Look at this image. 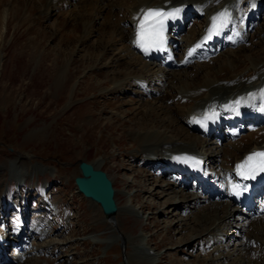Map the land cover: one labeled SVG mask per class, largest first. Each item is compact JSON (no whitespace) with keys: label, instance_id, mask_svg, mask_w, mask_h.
<instances>
[{"label":"rangeland","instance_id":"374dc122","mask_svg":"<svg viewBox=\"0 0 264 264\" xmlns=\"http://www.w3.org/2000/svg\"><path fill=\"white\" fill-rule=\"evenodd\" d=\"M42 1L44 0H40V2ZM75 2L70 1L67 2L69 4L63 6L57 5L53 16L51 18L46 16L48 22L42 24L36 18L38 6L35 9L32 7L34 4H38L39 0H0L1 191L2 187L5 190L8 188L9 176L19 172H24L27 176V173L32 171L30 172L32 177L27 181L35 182L36 178H39L38 183L48 185V190L52 193V197L49 199V209L51 214L58 216L56 222L59 224L55 225V236L58 234L59 237L55 239L56 242L45 241L40 244L41 248L43 246L48 248V250L41 251H47L50 254L48 257L40 256V258L50 259L53 257L55 260L52 264L66 263L67 259H69V264H156L159 260H145L142 251L134 247L137 239L139 243L146 245L144 240L149 234L148 230L151 231L150 234L155 235L150 241L151 244L160 248L159 251H155L157 255L170 251L164 256V260L160 261V264H190V261L196 258L206 259L202 264L207 262L214 264L213 259H210V250H202L206 244L204 243L206 239L201 237L203 233L199 236V238L201 237L198 240L200 245L192 250L183 245L197 241L199 238H196V233L190 237L192 236L191 231L189 230L190 233H188L187 230L184 235L186 239L183 240L184 237L176 235L177 230H172V225H175V222L179 221L181 224L180 220H187L191 213H187L185 216L182 209V212L180 211L176 216L173 213L171 218L164 216L163 214H166L168 209L165 198L158 200L155 199L156 197L146 195L147 191L153 192L155 189L156 192L159 191V188L153 185L152 180L148 181L150 184L146 187L145 180L148 178L144 168H136L137 163L133 162L135 159L132 158V156L140 157L139 155L142 153L140 150L137 152L139 154L135 153L138 142H131L129 132L137 131V136H142L143 132L148 135L151 129L161 132L155 123L159 118L155 113L149 118L146 116V118L143 113L144 109L139 110V104L133 103L129 96L123 98L118 92L112 91L114 82L127 74L119 67L112 66V61L115 63L116 60L124 57L122 52L125 49L116 44L119 47H117L118 52H115V47L112 52L108 51L105 54L97 50L96 47H101L98 45L100 42L97 40L95 31L99 27L98 23L100 22L102 25L107 16L97 19V28H94L93 35L85 40L80 39L79 36L83 34L79 31L80 23L77 22V19L74 20V16H76ZM69 15L73 17V22L68 20V28L56 31L55 26L59 27L63 22L61 19H66ZM119 16L121 17V15ZM59 17L61 19H58ZM37 27L42 30L43 36L37 38L40 42L37 53H32L29 43L32 40L34 29ZM51 28L52 30H50ZM260 30L264 32V28H260ZM62 37L64 41L61 39ZM255 41L258 42L256 46L253 41L251 44L255 49L240 50L233 55L234 58L239 61L238 58L245 57L243 61H246L247 53L250 52L256 53V58H261L264 55V37L260 35L259 39L256 38ZM63 45L65 47H62ZM259 45L261 47H258ZM123 60H126L125 57ZM243 65L245 64L243 63ZM248 66L247 63L245 68ZM213 67L210 64V68L213 69ZM261 67H264V63L261 64ZM58 70L61 72V80L64 83L62 88L53 83ZM213 70L217 71V67ZM138 72L137 75L140 74V71ZM180 74L185 75L188 80L193 78L190 75L192 74L191 70L187 72L188 76L184 73ZM228 74L222 75V78H226ZM106 89L110 91L107 92ZM174 91L175 89L171 92L172 96L175 95ZM153 103L151 101V104ZM132 108H135L136 111H133ZM152 108L156 111L153 106ZM130 110L132 111L130 112ZM194 139L199 140L198 137ZM131 144L135 146L131 147ZM79 162L97 163L98 168L105 172L112 182L117 191L116 203L120 206L118 208L123 210L118 212L119 220L117 216L114 217L113 227L119 228L120 232L116 230L117 235H122L126 239L125 242L121 238H113L114 236L111 237L113 240L110 243H107L106 239L103 240L113 229L110 228L111 226L107 229V225L101 223L99 209L96 208V211L77 193L74 178L80 176ZM154 174L156 178V173ZM123 183H126V186ZM164 183L161 180L160 185L163 186ZM130 196H132L131 201H128ZM33 209L36 214L38 211L44 210L38 202L37 195ZM130 209L139 214L140 220L150 213L153 221L150 219L147 220L148 223H145L128 220L127 215ZM51 217L54 219L53 215ZM104 221L106 220L104 219ZM25 223V227L28 228L29 222ZM52 223L51 221L47 223V227ZM61 226H67L64 229L67 235L62 233ZM25 227L23 226V229ZM173 229L175 228L173 227ZM40 232L41 230L38 232L39 236ZM241 232L243 231L234 229L232 237L234 240L230 239L232 245L230 244L231 246L229 245V248L223 252V256L229 260L226 262L221 260L215 264H227V262L236 264L235 262H239L240 257L235 248H237L238 242L236 240L242 236ZM228 234L230 235V233ZM43 236L46 239H52L49 234ZM175 236L182 239V243L176 240ZM60 238L61 240H59ZM148 246L154 251L153 246ZM49 248H52V252ZM57 251L64 255L54 258L53 253H57ZM68 253L70 254L67 255ZM63 257L65 258L59 263ZM128 257L130 259L127 260ZM193 263L191 262V264Z\"/></svg>","mask_w":264,"mask_h":264},{"label":"bare ground","instance_id":"6f19581e","mask_svg":"<svg viewBox=\"0 0 264 264\" xmlns=\"http://www.w3.org/2000/svg\"><path fill=\"white\" fill-rule=\"evenodd\" d=\"M66 1L68 2V0H58L56 4L63 6L64 4L67 3ZM75 1H76V5L74 7H76L75 8L76 16H74V20L77 19V22L80 23L79 31L81 34L87 35L88 33L87 36L80 35L79 36L80 39L85 40L89 36L93 35V33L96 32L97 38H98L97 40L100 42V44L98 45H100L101 47V48H98V47L96 48L100 53L104 52L102 54H105L108 51L112 52L113 51L112 49L115 47V45L119 44L122 46L123 49H125V52H128V55H130L132 53L130 43L135 41L136 39V35H135L136 23L139 19L140 14L143 12V9L145 10L150 7L152 8V7H158V6H161V7L162 6H173L174 2L179 1V0H75ZM204 2L205 0H191L190 3L189 2L188 3L180 2V3L183 6H187L188 4L194 3L192 5L198 6L202 11H204L205 15H208L212 12L222 9L224 2H228V0H210V1H206L205 4ZM230 2H232L231 9L233 11H236V13L241 10V7L243 8V6H246L247 4L246 0H230ZM54 5L55 4L52 2V0H44L42 2H40L39 0L38 4H34L32 6L33 9H35L36 6H38L36 18H37V21H39V23L40 22L42 24L44 22L46 23L48 21H46L47 19L45 17L50 16L51 18L53 16L52 14L55 11L54 9L57 6V5L55 6ZM243 10H245V8ZM41 13L42 15H40ZM119 15H121V17ZM104 16H107V17L105 18ZM71 17H72L71 15H69L66 19L65 18L61 19V17H59L58 19L63 20V22L61 23L59 27L55 26V30L58 31L61 28L65 30L66 27L69 26L68 20H72L73 22V17L72 18ZM103 17L105 18L103 21V24L99 25L98 27L99 31L98 29L95 31L94 30L95 28L94 22H96L95 20L103 19ZM247 18L248 17L242 18L241 24H242V21ZM205 19L206 18H203L201 21L200 20L195 21L194 24L189 26L186 29V32L181 35L180 42L184 44L183 46L190 47L196 42V40L194 39L198 37L200 33L202 32ZM251 25L252 24L250 23V26ZM232 26L233 28H238L237 24H234ZM52 28L50 30H52ZM257 31L260 33H263V30L258 29ZM42 33H43L42 30L39 29L38 27L34 29L32 40L30 39L31 41L29 43V49L30 51H32V53H37V49L40 44L37 38H39L40 36L42 37L43 36ZM193 36H195V38H193ZM61 39L64 41L63 37ZM250 44H252V40L250 41ZM62 47H65V46L63 45ZM258 47H261V45H259ZM66 48L68 49V47ZM241 50H245V49L242 48ZM116 54H119V53H116ZM234 54L236 53L234 52L231 55H229L230 57L228 59L229 66L223 62L219 64V66H217V71L210 68V64L208 63L198 64L197 65L198 67H196V69L195 68L190 69L192 73L191 76H193L191 80H188L185 75L180 74V73H184L187 75V72H188L187 70L190 68V66L187 67V69H185L186 71L176 72V73L173 72V73L164 74L163 73L164 71L162 72L160 70L161 73L157 72L155 77L159 81H164L167 83V84L165 83V86H163V84L160 82L161 83L160 89L157 87H154L156 84L155 85L151 84L154 81L153 79H150L152 78V76H150L151 75L150 73H152L154 70L152 64L141 61V59L137 55H135L136 60L124 62L122 65L116 62L114 63V61L111 60L113 64L112 66L119 67L121 71L124 70L127 73V74L125 73L126 75L123 78L121 77L120 79L114 82V87L112 91L118 92L123 98H126L129 94H131L133 97H131L132 100L131 99L129 100H131L133 103L140 102L139 101L140 99L137 101L135 97L138 98V97H143V96L151 97V101L154 102L153 104H151V101L148 102V101L141 100L142 101L141 103H143L142 109H144L143 113H145V117L147 116L149 118V116H151L153 113L157 114V117L159 119L156 120L155 123L157 127L161 129V132H157L151 129L148 132L149 133L148 135L145 132H143L142 136H137L138 134L137 131L129 132L130 133L129 137H130L131 142L132 143L138 142L137 148H136L138 150L135 149V153L139 152L140 150L142 154L143 153L145 154V155L140 154L139 155L140 157L132 156V155L131 156L132 158L135 159L133 162L136 161L137 163L135 165L136 168L137 167L144 168L143 170L145 171L146 173L145 175L148 178V180H145L146 187L147 185L150 184L148 183V181L152 180V183H154L153 185L159 188V191H156V192L154 189L153 192L155 193L147 191L146 195L148 197H151V196L154 198L156 197L155 199H158V200H160L161 198H165V202L167 203L166 208L168 209L166 211V214H163L164 216H168L171 218L173 217V213H175V216H176V214H179L182 209H183V212L182 211L181 212L185 216L187 213L188 214L191 213V215H188L187 220L185 221L182 219L180 220L182 222L181 224L179 223V221L175 222L174 223L175 225H172L175 229H173V227L171 226L172 230L174 231L177 230L176 235L184 237V235L187 233V230H188V233H190L189 232L190 230L191 235H192L190 237H193L194 236L193 234L196 233V238H199L201 233H203L201 237H204V239L209 237V241H211L214 244V253L218 257V261L222 260L223 262H226L229 259L223 256V252L226 251L227 248H229L228 246L232 242L230 239H232L233 237L234 229H236V231H243L241 232L242 236L239 237L238 240H236V242L237 241L238 242H237V248L235 249H236V252L238 251L237 254L239 255L240 258H239V262H235V263L236 264H264V218L258 219L259 220L258 222H256V220H253L255 221V223L253 222L249 223V221H251L249 220L248 222L245 221V223L239 224L238 219H237L238 215H237L236 209L230 207L227 204L212 205L205 199L195 196L194 194L190 195L187 192H185L186 191L185 188H182L178 182H173V181L167 182L166 178L170 171L164 170L162 173L158 174V171L160 172L163 167L169 166V163H170L169 157H171L172 154H177V153L179 154L181 152H191V153L203 154L207 157L209 164L214 163V161L220 155H223L222 166H227L231 162L238 160L241 157L242 153L249 150V148L251 147L254 148L257 146V145H251L248 147V145L238 146L237 144L236 145L233 144V145H224L221 149H214L211 142L205 139H202L200 136H197L196 134L194 135L191 134L190 130L185 125L188 115L192 113L197 114V115L202 114L204 112L203 107L207 105L219 104L220 102L230 98V96H232L233 94L238 93V92H245L250 87L257 84L255 80L258 79V77L257 78L254 77L255 73L264 71V67H261V64H262L261 58H256V53H252V52L247 53L246 57L248 61L250 62L248 63L249 65L248 68H245L242 71H238L235 74H232L234 73V70H231L230 68H234L235 62L238 63L233 56ZM218 57H222V55L221 56L219 55ZM125 59L127 58L125 57ZM252 62H254V64ZM137 63L139 64L138 69L136 66H134V65H137ZM92 69H94V67H92ZM137 70L140 71L139 75H137L139 73ZM227 73H229L227 77L222 78V75H225ZM146 74L149 75V77L146 78V81L148 82L147 87L145 86L146 84L145 80L138 85V82L141 80L140 76L142 75L145 77ZM61 77H62L61 72L60 70H58L53 80V83L55 86L59 85L61 87L64 84L63 81L61 80ZM178 78L180 79V81ZM158 80L154 81V83H156ZM182 82H183V85L175 89L173 93L175 94L174 95L175 97L172 96L171 92L173 90V86L179 83L182 84ZM77 84L78 82L76 83V85ZM136 85L141 86L142 93L133 90L134 87H136ZM108 91L110 90H107V92ZM146 91L149 92V95L148 93H146ZM170 99L172 100L171 105L168 104V101ZM152 106L156 109V111L153 110ZM135 108H132V110L134 111ZM132 110H130V112ZM139 110H141V107H139ZM158 114L160 115L158 116ZM148 125H151V124H148ZM196 137H198L199 140L194 139ZM247 143L248 142H246L245 144ZM131 145H132L131 147L135 146L134 144H131ZM150 153H152V155L148 156ZM166 153L169 154L170 156L167 157L165 155ZM92 164L95 167H98L97 163H96L97 166L93 162ZM25 168L26 166L24 167V169ZM154 173H156V178L154 177L155 176ZM161 180L165 182L163 186L160 185ZM123 184L125 185L126 183H123ZM23 186L24 185H22V187ZM0 195H1V189H0ZM132 196L128 197V201H131ZM88 203L92 207H94L95 210L96 208L99 209V213L101 214V223L107 225V229H109L108 227L111 226L110 228L114 230V231L112 230L111 233H109V235H106L107 238H104L103 240L106 239L108 240L107 243H110L113 240V238H117V239L121 238L125 242L126 239L123 238L122 235H121L122 237L119 236V234L117 235V232H120L119 228L115 229L113 227L114 216L111 218L105 219L99 207H97L92 202L88 201ZM205 203H208V205H206ZM118 207L120 206L118 205ZM121 210H122L121 208H118L115 216L118 217V212ZM7 211L8 209H1L0 207V226H3L2 231L4 232H9L7 231V228H9V225H8L9 218L6 220V217H5V213H7ZM127 216H128V220H133L137 222L146 223L147 220H150V219L153 221V217H151L150 213H148L146 218L142 220H140L138 218V214L132 210L128 211ZM104 219L106 221H104ZM118 220H119V217H118ZM189 224L190 226L188 227ZM24 226H26V223ZM232 228L234 229L232 230ZM181 230H182V233H181ZM39 231L40 230L35 232L36 237H34L33 235H30L34 238L33 244L34 246L35 245L39 246V250H43V249L48 250V248L46 249L45 246L41 248V245L38 244L40 239H43V242L47 241V239L43 236V233H42V231H45V229H41L40 236L38 233ZM148 232H149L148 237L145 240L146 244L153 246L154 250H159L160 248L158 246H155L151 244L150 242L153 240L155 235H153L152 233L150 234L151 231L149 230ZM16 233L17 232L13 233L14 237ZM228 233H230V235ZM23 234L28 236L25 231V228H24ZM201 237L197 239V241H192L191 243L185 244L183 246L194 250L200 245L198 240H200ZM27 239H29V237H27ZM27 239L23 242V239L20 238L19 239V241L21 242L20 244H23V243L27 244ZM184 239H186V237H184L183 240ZM10 240L17 242L16 239H10ZM176 240H179L180 242L182 239H178V237H176ZM51 241L56 242L53 239H49L47 242L49 243ZM134 241H135V238H134ZM209 241L206 240L207 243ZM136 242L137 243L134 245L135 248H137V246L139 245H142L141 243H139L138 239L136 240ZM57 243L61 244L60 242H57ZM49 249L52 252L51 250L52 248H49ZM150 249L152 250V248ZM31 254H32V251L27 253L26 256L23 258L21 256H18L19 255L18 253H13L10 262L13 264H52L54 263L53 261L55 260L53 259V257L52 258L49 257L50 259H44V258L41 259L40 256L31 257ZM166 254L164 252V254H161L159 258L161 260H164V256H166ZM128 259L130 258L128 257L127 260ZM205 261L206 259L199 260L198 258H196V259H193V261H190V264L191 262H194L193 264H202ZM207 263L211 264V262L210 263L207 262ZM156 264H160V262H157ZM227 264H230V262H227Z\"/></svg>","mask_w":264,"mask_h":264},{"label":"snow or ice","instance_id":"6c2138e0","mask_svg":"<svg viewBox=\"0 0 264 264\" xmlns=\"http://www.w3.org/2000/svg\"><path fill=\"white\" fill-rule=\"evenodd\" d=\"M180 12V9H176L173 12H166L159 9H148L144 12L143 17L139 23V31L137 33L136 43L141 48L147 50L150 47L160 46L163 43V31L164 23L169 17H175ZM227 12H222L218 16L214 17V24L212 30L209 32V38L211 37L213 31H216L220 28L223 23L227 21ZM199 47V45H197ZM191 55V53H189ZM237 103H239L237 101ZM180 159V158H178ZM253 161H256L253 164ZM195 163H199L198 161ZM238 172L241 176L248 178V175L259 169L264 171V152H257L251 154L246 158L243 164L237 165ZM248 169V171H245ZM238 185H234V190L238 188Z\"/></svg>","mask_w":264,"mask_h":264},{"label":"water","instance_id":"95a60500","mask_svg":"<svg viewBox=\"0 0 264 264\" xmlns=\"http://www.w3.org/2000/svg\"><path fill=\"white\" fill-rule=\"evenodd\" d=\"M78 168L82 175V177L75 178L79 192L86 198L100 204L107 217L113 216L116 212L113 200L114 191L106 174L85 162H80Z\"/></svg>","mask_w":264,"mask_h":264}]
</instances>
